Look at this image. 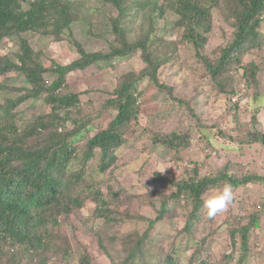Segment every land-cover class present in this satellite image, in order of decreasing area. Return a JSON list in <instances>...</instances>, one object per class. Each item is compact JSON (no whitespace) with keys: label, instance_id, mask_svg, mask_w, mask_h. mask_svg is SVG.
<instances>
[{"label":"rangeland","instance_id":"1","mask_svg":"<svg viewBox=\"0 0 264 264\" xmlns=\"http://www.w3.org/2000/svg\"><path fill=\"white\" fill-rule=\"evenodd\" d=\"M218 1L212 8L211 29L205 33L197 27L207 36L200 54L185 37L188 28L178 12L164 0H141L121 20L131 43L150 30L153 38L149 35L148 52L158 64L157 80L140 76L148 66L141 49L66 75L61 93L78 92L80 102L68 109L59 131L80 126L75 124L76 118L85 125L70 141L76 153L63 173L62 209L49 219L45 214L42 221L47 222L31 225L38 235L43 234L39 246H31L29 239L22 243L3 237L0 264H121L135 247L133 241L142 236L146 264H160L169 254L179 264H264V144L251 135L256 130L264 133V14L259 27L262 44L247 48L239 61L231 59L214 76L206 61L219 64L224 48L236 39L234 10L240 8L238 0ZM73 3L80 18L70 31L62 33V40L31 31L22 34L42 51L45 66L77 58L73 39L89 51L109 52L111 46L121 44L113 30L111 17L117 15L113 5L104 0ZM21 4L29 8L30 2ZM20 38L5 39L1 54L15 60ZM130 73L139 75V119L127 128L126 141L112 165L101 170L100 149H95L92 158H85L88 141L115 117L117 108L109 99ZM45 75L49 82L55 77ZM31 88L19 70L0 73V105ZM51 111L47 92L29 97L11 110V121L19 133H25V147L42 144L51 127L40 132L35 129L38 120L47 119ZM66 113V109L59 111L60 116ZM168 138L174 142H166ZM224 174L237 180L252 174L258 177L239 186L226 178L210 183L196 217L189 213L192 203L178 201L175 193L182 180ZM224 184L232 186L234 201L227 211L208 219L204 198ZM181 193L189 196L188 189ZM100 198L107 201L104 209L98 208ZM254 211L261 212L260 224L252 229L247 257L240 261L245 249L242 237L230 233ZM160 212L164 216L156 220ZM151 219H155L153 225ZM229 253L233 254L230 259Z\"/></svg>","mask_w":264,"mask_h":264},{"label":"trees","instance_id":"2","mask_svg":"<svg viewBox=\"0 0 264 264\" xmlns=\"http://www.w3.org/2000/svg\"><path fill=\"white\" fill-rule=\"evenodd\" d=\"M22 1L0 0V45L8 37H21L20 51L15 60L0 52V73L19 70L32 85L28 93L0 105V240L10 236L24 243L29 239V244L35 247L42 244L43 234L38 235L31 225L47 222V220L42 221L45 214L49 219V215L54 216L56 212L61 211L65 185L63 173L66 172L69 162L76 153V148L70 141L73 136L82 131L85 125L76 118L75 124L80 126L67 132L59 131L60 121L67 119L68 109L77 107L80 102L78 92L61 93L66 75L71 71L86 69L100 61H110L113 58L125 56L138 49L143 51L144 60L148 63L141 72V77L150 76L157 80L158 64L153 60L151 52H148L150 30L131 43L126 39L125 28L120 24L132 9L139 6L141 0H104L117 10V15L111 18L114 32L121 37L119 46H111L109 52L89 51L79 40L73 39L72 42L79 56L66 64L53 62L50 66H45L42 62V51L35 49L27 38L22 37V34L31 31L62 40V33L65 30L70 31L72 23L80 18L75 10L74 0H32L29 8H24ZM164 1L178 12L179 20L181 19L184 26L188 28L185 37L193 41L197 53L200 54V48L205 44L207 36L198 32L197 27H202L205 33L211 29L212 8L218 5L219 1ZM238 1L240 8L238 11L234 10L238 28L236 39L230 46L224 48L219 64L214 65L206 61L208 70L214 76H217L231 59L239 61L240 55L245 53L247 48L259 46L263 42V39H260L259 27L263 21L264 0ZM162 7L164 8L163 5ZM151 37L153 38L152 35ZM247 42L250 44L247 45ZM46 73L55 75L51 82L46 79ZM138 80L139 75L135 73L125 76L120 86L114 91V96L109 99V102L117 108L115 117L106 128L100 129L88 141L85 158H92L95 149H100L101 170H107L112 165L117 158V150L126 141L127 128L133 121L139 119L140 104L136 86ZM43 92H47V100L52 104V111L47 114V119L42 117L38 120L35 130L40 132L42 128H51L42 144L37 147H25L23 144L25 133H19L16 125L11 121L13 115L11 110L25 99L38 96ZM61 109L67 110L64 116L59 114ZM251 135L256 142L261 141L264 144V133L260 130L252 132ZM166 142L172 143L174 138H168ZM256 177L258 175L252 174L247 175L245 180H237L235 177L224 174L217 178L203 177L189 182L182 180L175 194L179 196L178 201L182 198L185 204L192 203L189 213L196 217L202 203V195L210 183L226 178L230 184L239 186L244 182L249 183ZM186 189L189 190L188 197L185 193H181ZM100 199L98 208L104 209L107 201L104 198ZM259 213L261 212H251L247 217H243L242 220L245 222L231 230V235L239 233L242 237L241 243L245 249L239 258L240 261L247 257L245 251L251 231L260 224ZM163 216L160 212L156 220ZM154 223L155 219H151L150 225ZM133 244L135 247L127 252L121 264H146L147 250L144 237L134 240ZM199 245L202 247L204 240ZM232 256L233 254L229 253L227 258L230 259ZM239 260L237 262H240ZM159 263L179 264V261L169 254Z\"/></svg>","mask_w":264,"mask_h":264},{"label":"clouds","instance_id":"3","mask_svg":"<svg viewBox=\"0 0 264 264\" xmlns=\"http://www.w3.org/2000/svg\"><path fill=\"white\" fill-rule=\"evenodd\" d=\"M233 201L234 191L230 184H224L222 187L211 189L203 201L207 218L214 219L217 215L227 211Z\"/></svg>","mask_w":264,"mask_h":264}]
</instances>
